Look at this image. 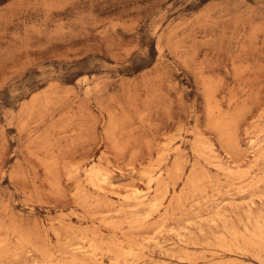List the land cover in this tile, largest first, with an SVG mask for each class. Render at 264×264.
I'll return each instance as SVG.
<instances>
[{
	"label": "rangeland",
	"instance_id": "rangeland-1",
	"mask_svg": "<svg viewBox=\"0 0 264 264\" xmlns=\"http://www.w3.org/2000/svg\"><path fill=\"white\" fill-rule=\"evenodd\" d=\"M0 264H264V0H0Z\"/></svg>",
	"mask_w": 264,
	"mask_h": 264
},
{
	"label": "bare ground",
	"instance_id": "bare-ground-1",
	"mask_svg": "<svg viewBox=\"0 0 264 264\" xmlns=\"http://www.w3.org/2000/svg\"><path fill=\"white\" fill-rule=\"evenodd\" d=\"M219 127V126H218ZM108 179H110V173L108 171L105 172L104 174V181H108ZM100 190H103V187H99ZM145 193V192H144ZM144 193L142 192V190H139L138 188H135L133 190V195L138 197L139 200H141V202H144V199H146V196L144 195ZM126 199H128L130 196L126 197L124 196ZM131 199V198H130ZM157 201V200H156ZM155 204V202H153ZM155 207V206H154ZM158 209V208H157ZM222 216V215H221Z\"/></svg>",
	"mask_w": 264,
	"mask_h": 264
}]
</instances>
